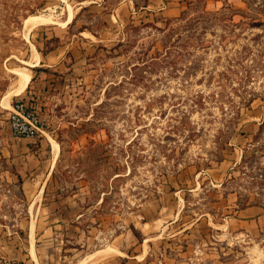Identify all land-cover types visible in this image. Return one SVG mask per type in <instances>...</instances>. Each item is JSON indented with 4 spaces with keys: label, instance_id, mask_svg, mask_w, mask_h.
<instances>
[{
    "label": "rangeland",
    "instance_id": "1",
    "mask_svg": "<svg viewBox=\"0 0 264 264\" xmlns=\"http://www.w3.org/2000/svg\"><path fill=\"white\" fill-rule=\"evenodd\" d=\"M205 1L0 0V264H264V0Z\"/></svg>",
    "mask_w": 264,
    "mask_h": 264
},
{
    "label": "built area",
    "instance_id": "2",
    "mask_svg": "<svg viewBox=\"0 0 264 264\" xmlns=\"http://www.w3.org/2000/svg\"><path fill=\"white\" fill-rule=\"evenodd\" d=\"M10 128L15 136L34 139L41 133V124L36 113H29L23 102L13 106Z\"/></svg>",
    "mask_w": 264,
    "mask_h": 264
},
{
    "label": "bare ground",
    "instance_id": "3",
    "mask_svg": "<svg viewBox=\"0 0 264 264\" xmlns=\"http://www.w3.org/2000/svg\"><path fill=\"white\" fill-rule=\"evenodd\" d=\"M72 20V15L69 14L67 20L65 21V23L63 25H67L70 23V21ZM49 20L48 19H45V18H42V17H34V16H30L28 18H26L24 20V24L26 27H29L30 28H33V27H36V26H39V25H43L45 23H48ZM33 53H35V58H33V61L32 62H29V61H26L24 64H26L27 66H36L37 64V61H38V54L37 52H35V50L33 49ZM31 56H32V53H31ZM32 58V57H31ZM32 60V59H31ZM18 71V69H17ZM21 72L18 73L19 75V84H18V87L16 88V90L14 92H11V94H19L21 92H23L28 84V82H30V75L27 74V73H23L22 70H20ZM27 72V71H26ZM8 98L7 97H4L2 99V104L5 105L6 108H9V105H8V102H7ZM4 107V106H3Z\"/></svg>",
    "mask_w": 264,
    "mask_h": 264
},
{
    "label": "crops",
    "instance_id": "4",
    "mask_svg": "<svg viewBox=\"0 0 264 264\" xmlns=\"http://www.w3.org/2000/svg\"><path fill=\"white\" fill-rule=\"evenodd\" d=\"M159 1H160V3L156 2V5L161 4L162 6L160 7V9L164 13H166V15H172V16H175L176 13L179 12L183 8L184 3H185L184 2L185 0H159ZM227 1H230V0H227ZM205 2H206L205 8L209 9V7H210V8H214L215 9V8H217L219 6L220 0H206ZM148 7H151V5H148ZM147 10H149V8H147ZM38 59H39V62H40L41 59L40 58H38ZM46 60L49 61V63H50V61H52V65L53 66L59 64V57L56 56V55L55 56L54 55L51 56V53L46 55ZM37 65H38V63L36 64V66ZM31 67H33V66H31ZM28 84H29V82H28ZM28 84H27V86H28ZM39 188H42V187L39 186L38 189Z\"/></svg>",
    "mask_w": 264,
    "mask_h": 264
},
{
    "label": "trees",
    "instance_id": "5",
    "mask_svg": "<svg viewBox=\"0 0 264 264\" xmlns=\"http://www.w3.org/2000/svg\"><path fill=\"white\" fill-rule=\"evenodd\" d=\"M246 76H244V78H245ZM19 102H15L12 106H16V104H18Z\"/></svg>",
    "mask_w": 264,
    "mask_h": 264
}]
</instances>
